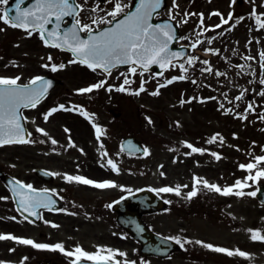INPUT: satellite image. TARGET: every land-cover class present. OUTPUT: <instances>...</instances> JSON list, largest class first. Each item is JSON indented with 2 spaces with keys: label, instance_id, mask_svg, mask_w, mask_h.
<instances>
[{
  "label": "rangeland",
  "instance_id": "1",
  "mask_svg": "<svg viewBox=\"0 0 264 264\" xmlns=\"http://www.w3.org/2000/svg\"><path fill=\"white\" fill-rule=\"evenodd\" d=\"M197 1L204 9V19L207 17L205 10H208L209 6L212 9L220 8L219 12H224L230 7L237 8L236 0L222 1L216 5L214 2L208 5L210 0ZM248 1L246 0V3ZM252 1L258 3L259 14H264V0ZM79 2L82 6L78 17L81 25L89 24L92 28H96L102 24L100 23L101 19L110 20L111 17L107 14L114 8L112 0H79ZM120 2L128 5L130 0H120ZM176 3L179 5L176 8L184 10V12L190 6V0H176ZM175 13L173 0H170L164 14L172 17V14ZM172 19L183 26L184 35L181 39L183 42H186L197 28H202L208 22V19L204 20L202 25L201 17L198 20L191 18L188 21L186 16L181 15ZM93 20H96L97 23L93 24ZM242 22L245 26L246 20ZM0 29H2L0 31V76H19L20 80L17 82H27L32 77L52 71V64L65 65L63 69L58 68L57 71L50 72L58 76L62 83L49 93L43 103L25 112L29 119L34 121V116L35 123L39 124L43 115L54 107L59 105H64L66 108L79 106L78 109L74 108L72 111H57L53 113L52 119L54 120L56 117L63 120L67 119L70 120L69 123L75 131L83 129L82 133L79 132L81 135L80 142L71 140L75 145L73 147L69 146L70 136L68 133L44 125L43 129L47 135L39 132L40 134L34 136L32 143L0 147V169L14 174L23 182L30 184L32 178L29 176L31 175L30 168L34 164L60 169L59 165L73 163L72 160L78 162L80 158L86 156L92 158L91 162L98 164L107 163V160L111 159L118 168V172L112 179L117 187L105 188L102 193L96 195L79 192L76 194L71 192L73 190L68 191L71 197L78 200L77 203L72 201L66 203L71 211L80 209L86 213L96 212V205L104 208L105 199L142 186L150 187L156 191L162 187L175 188L180 185V195H176L175 192H159L169 198L170 204L167 208L160 212L144 214V220L152 228L169 233L172 237H179L181 241L185 239L192 241V243L197 240L205 243L209 241L210 244H218L231 250L240 247L242 248L241 251L250 254L248 257L229 256L195 243L199 249L193 256L197 257L201 263L264 264V242L253 241L250 238L251 233L248 231L249 229H259L264 235V219H262L264 218V206L253 196L223 195L220 192L210 190L203 184V181L206 180L209 184H216L221 189L231 187L236 180L244 181L246 176H255L256 171L264 168V164L257 165L256 169L250 171L239 167L242 163H255L254 157L256 156H264V119L260 118L264 116V95L260 94L264 92V84L260 83L262 75L259 73L254 75L257 85H255L256 83L249 84H253L254 87L248 88L245 75L242 81L236 82L239 78L236 74L237 70H234V57L237 50L233 49L231 45H225L221 55L213 56V60H219L220 57H223L225 62L230 64L229 69L220 65L221 72H218L223 74L224 78L221 79L223 82L219 78L220 75L216 74V64L213 63H211L213 67L211 72H202L196 75L200 83L207 84L210 91L214 90L212 91L213 96L209 98H217L216 101H220L223 105L230 103L232 105L233 114H229L230 110L226 111L227 108L225 114L223 112V114H213L199 108V106H204L202 104L204 102L199 103V101L206 100L208 97L204 99V94L198 89L192 90L190 87L188 60L182 63L187 69L186 72H182L180 65L178 67L174 65L162 72L161 75H153L139 70L132 74L129 72V68H118L110 74L104 75L100 71H92L80 63L70 64L69 61L73 59L70 54L46 46L37 31H33L32 35L29 36L26 30L19 31L2 21H0ZM242 34L244 35V32ZM255 39H257L258 51L261 54L264 50V28H259ZM49 56L53 58L51 61L48 59ZM42 65H48V67ZM181 75H184L185 79H176L171 84L166 83L173 77ZM125 77L131 83L125 85L126 90L124 92L116 91L115 89L123 83ZM101 80L106 81L105 87L95 89L91 93H78V89L88 87ZM141 83H143L145 91L140 92L139 95L134 94L140 89ZM161 84L166 86L158 88ZM109 85L111 90H109ZM157 90L159 91L158 95H151ZM204 90L207 91V89ZM241 93H243L241 99L232 98L233 102L226 103L227 100H230L229 96L233 94L240 96ZM249 94L250 98H248ZM190 97H195L194 102L187 101ZM182 100L184 103H181ZM211 102L213 103V99ZM249 105H251V110L246 111ZM193 106L199 110H195ZM111 107L117 108L118 114L116 116H113L109 111ZM81 110L88 114V118L80 114ZM192 110L194 111L193 114ZM238 113H242L241 118L234 117V115H239ZM247 118L251 122L246 120ZM244 122H250L254 125L252 132H249L252 129L246 127ZM204 123L208 125L202 128ZM93 124L104 130L105 134L100 137L99 141L96 138ZM56 125L60 128L58 122ZM241 125L242 129L240 128ZM221 127L223 132L218 131V129L221 130ZM256 127H258L257 131L254 130ZM209 128L210 133L207 134L206 139H210L217 131L219 134L217 139L220 140L222 137L225 141L224 147L210 146L221 159L217 160L204 147V152L190 156L187 145L184 144L186 140L195 139L194 141H199L193 136H198ZM261 130H263L262 134H260ZM128 134H135L145 142L149 154L135 157L123 155L119 148V141L122 136ZM53 139L57 141L56 145L59 147L57 152L52 149L54 148V144L51 143ZM203 146L207 147L206 144ZM105 152L108 154L107 156L102 155ZM63 176L64 174L59 172L56 181L64 180ZM194 177L200 178L196 184L197 194L188 199L187 193L193 191ZM245 183L251 186L243 189L234 188L233 192L240 190L245 193L255 191L260 184L264 183V178L257 179L255 183L252 180ZM185 185L187 187H184ZM63 190L70 189L65 187ZM0 197L5 198L0 199V218L4 219L0 220V233H2L3 228L1 229V227L8 228L6 225L10 224L8 214L13 217L15 209L1 179ZM79 201L82 202L81 208ZM109 216L112 219L107 218L101 221L82 214L83 218L93 221L94 227L90 222L83 221L80 228L81 234L73 237L62 230L63 224L60 229L59 227L52 229L56 230L54 234L52 230L51 232L48 231L47 227L30 224L18 215V236L33 240L37 238L39 231L50 232L54 241H58L57 243H62L66 248H68L67 245H70L71 249L68 248V250L79 245L83 250L94 253L99 246L100 248L125 252L126 257L117 256L116 259L120 262L130 261L131 257L138 256L139 246L125 232H118L113 215L109 213ZM118 234L123 238H120ZM73 238L75 240L70 241ZM110 240L114 246L105 245ZM12 242H14L15 248H11ZM2 246L0 261L5 262V264H47L46 260L53 257L50 251L46 254L45 251H34L30 245L20 244L13 240L3 242ZM148 258L147 264L189 263L177 257L176 254L164 259ZM51 264L62 263L56 259V262Z\"/></svg>",
  "mask_w": 264,
  "mask_h": 264
},
{
  "label": "snow or ice",
  "instance_id": "2",
  "mask_svg": "<svg viewBox=\"0 0 264 264\" xmlns=\"http://www.w3.org/2000/svg\"><path fill=\"white\" fill-rule=\"evenodd\" d=\"M22 2L23 0H17L16 2L15 8L17 9V14L15 16L10 17L9 12L5 11L4 14H0V21H2L6 25H10L13 28H24L29 36L32 35L33 31L39 30L41 40L45 43L46 46L63 48L73 54L74 59L69 61L70 64L80 63L82 65H86L92 71L101 69L106 73H110L111 68L119 64L137 65L147 69L150 64L159 63L161 68H163V61L169 55V53L167 52V47L168 43L173 39V34L170 30V26L168 24L153 25L152 23H150L151 17L161 7V0H138L135 9L129 12H125V8L129 7V5L122 4L120 0H112V2H114V8L112 11L108 12L107 15L112 17L113 20L104 21L103 19H101L100 23L112 24L113 21H115L114 27L107 28L103 31H99L96 34H93L94 30L89 24L81 25L80 20L75 19L73 27L68 31H65L62 36H60L56 31V29H59L60 27L59 21H61L64 16L74 15L75 9L81 8V5L75 4L74 0H35V3L31 8L20 10L19 6ZM7 3L8 0H0V4ZM173 7H179V5L176 3V0H173ZM93 11H96V9H93ZM121 14H123V19L117 20L116 18L121 16ZM185 15H190V13H185ZM198 15L201 17V24L203 25L204 14L199 13ZM210 15L221 17V23L215 25L214 28H220L221 25L228 24L229 20L232 18L231 12L228 13V18H224L218 11H214L210 13ZM252 15H256L255 7L253 8ZM52 16L55 17L57 24L55 29L48 32V36H56L60 42L49 44V40L45 39L44 33L46 31L45 25L50 23L49 17ZM240 19H243V17H241ZM256 22L260 27L264 28V21H261L259 16H256ZM96 23L97 21L93 20V24ZM209 30L210 29L208 28H204V31ZM0 31H2V29H0ZM80 33H88L87 38H81ZM208 42L211 43V40H209ZM197 43H200V41H196V43H194L192 47H195ZM261 56L264 57V53H261ZM48 59L49 61H51L53 58L49 56ZM195 59L196 58L193 57L189 59L187 63L191 65ZM203 63L208 64V61L205 60L203 61ZM42 66L48 67V65ZM64 67V64H60L59 66L52 64L51 70L55 72L58 70V68L63 69ZM180 68L182 72L187 71L183 64L180 65ZM262 68H264V65H262ZM136 71V67L129 68V72L132 74H135ZM202 71H211V69H202ZM216 74L223 75L219 72H217ZM176 79L183 80L185 79V76L181 75L179 77H173L166 83L171 84ZM19 80V76H0V147H3L5 145L28 144L33 142L30 139L31 133L27 132L26 128L21 123L22 117L19 113V109L21 107L35 108L46 94L48 87L51 85L50 81L44 80V78L41 76L33 77L29 81V83L25 85L17 84V81ZM38 81L43 82L41 87H30V85H36ZM130 83V80L125 77L123 83L115 90L124 92L126 90L125 85H128ZM193 83H195V81H193ZM260 83L264 84V79H262ZM105 84L106 81L101 80L95 84L89 85L88 87L80 88L77 91L81 94L91 93L95 89L105 87ZM165 86V84H161L158 86V88ZM108 87L109 90H111V86L109 85ZM142 91H145L143 83H141L140 89L134 94L139 95V93ZM158 94V90L151 93V95ZM260 94L264 95V92ZM242 96L243 93H241L240 96H237L236 99L239 100ZM212 99L215 98L213 97ZM181 103H184V101L182 100ZM221 107H223V105H221ZM74 108L78 109L79 106L66 108L64 105H59L45 113L43 119L47 121L49 117L57 111H72ZM248 110H251V105H249L248 109H246V111ZM80 114L88 118V114L86 112L81 110ZM260 118L264 119V116H261ZM92 126L95 130L96 138L99 141L100 137L105 134L104 130L96 124H93ZM36 131L47 135L45 130L42 128H37ZM68 131L69 130L65 128V132ZM218 135L219 134H217V136H214L212 140L208 142L213 143L217 139ZM220 140L221 142H223L222 137H220ZM51 143L56 144L57 141L53 139L51 140ZM69 146H75L72 143L70 137ZM187 146L191 148L192 152L202 153L205 151L204 149L195 148L190 144ZM101 147H103V145H101ZM143 153L147 155L149 154V150L147 148H144ZM102 155L107 156L108 154L105 152ZM211 155L217 160L221 159V157L215 152L211 153ZM254 160L255 163L249 162L246 165L241 164L239 165V167L241 169L250 171L256 169L257 165L264 164V156H256L254 157ZM107 164L111 167L112 171L118 172L117 165L113 162V160L108 159ZM52 175H59V173H52ZM161 175H164V173H161ZM259 178H264V168L256 171L255 176H246L244 178V181H241L239 179L236 180L235 184L231 187H225L221 189L218 185L209 184L206 180L203 181V184L210 190L220 192L223 195L235 194L237 196L248 195L254 197L256 195L255 191L245 193L244 191L240 190L233 192V189H243L244 187H250L251 185H248L245 182L248 180H252L253 183H255ZM64 179L68 182H76L101 189L117 187V185L110 180L95 181L80 175L72 176L64 174ZM199 179L200 178L196 177L193 178V191L187 193L188 199H191L197 194L196 184L199 182ZM15 185L16 187L13 189V191L19 197L21 208H23L24 211L28 212L29 215H37V213L35 212L36 209L47 208L49 207V204L55 203V201H53L50 196L43 195L44 193H47L49 191L48 189L37 190L33 187L32 184H25L20 180H15ZM180 187V185H177L175 188L166 186L156 189V191L175 192L176 195H180ZM184 187L187 186L185 185ZM0 199L5 198L0 197ZM60 211L64 210L60 209ZM24 219L27 220L28 217L25 216ZM52 227L59 226L52 224ZM248 231L251 233L250 238L253 241L259 240L264 242V235L261 234V230L249 229ZM165 239L174 240L175 243L180 245L181 248H183L187 243H192V241H189L187 239L181 241L179 237H167ZM0 240H15L20 244L31 245L32 247L37 249L59 250L66 256L74 257V259L71 261V264H81L82 260L91 261L92 264H121V262L117 260L116 257H126L127 255L125 252L119 250L100 248L99 246L97 248V251L94 253L83 250L79 245H77L72 250H65L62 243H56L54 245L36 243L32 239L16 237L11 234H0ZM195 243L200 244L209 250L219 253H225L229 256L239 255L242 257H248L250 255L249 253H246L239 249L231 250L223 247H218L210 243H205L200 240L195 241ZM102 253L106 254L102 255ZM0 264H5V262L0 261ZM124 264H136V262L125 260ZM140 264H147V262L141 260Z\"/></svg>",
  "mask_w": 264,
  "mask_h": 264
},
{
  "label": "flooded vegetation",
  "instance_id": "3",
  "mask_svg": "<svg viewBox=\"0 0 264 264\" xmlns=\"http://www.w3.org/2000/svg\"><path fill=\"white\" fill-rule=\"evenodd\" d=\"M196 3H198L197 0H195ZM222 1H229L230 0H210V2L208 3L211 4L212 2L215 3V5L217 3H220ZM237 1V9H232L230 10L232 13V18L229 20V24L231 26H234V28L237 30L235 32H231L229 35H225V28L226 25H222V33L220 31V28H213V26L219 24L218 20L219 17L218 16H214V15H210V13L208 14L209 10L211 9V6H209L208 10H205L206 12V16L208 18V22L205 23V26H203V28H198L194 31V33H192L189 38L187 39V44L190 48V56L189 58H193L195 57L196 59L193 61V63L191 64L190 67V73H191V78H190V87L193 90H199L202 94H204V97L208 96V98L206 100H200L199 103L204 104V106H199V108L201 109H205L207 112L209 113H213V114H225L227 112H225L226 107L219 101H216V98L213 99V103L211 102V98L212 97V93L210 91V87L207 84H202L199 82L198 78L196 75L202 73V72H210V71H202V69H208L210 68V59H203L201 58L197 53L200 52L201 50H204L205 52H208V55H216L217 53H221V45H222V41H225V39L227 41H233L235 38L239 41V43H242V45H240L238 43L237 50H240L242 52V57L238 60V66L236 67V69L241 71V68L244 69V71H242V73H246L248 75V80H252V75L253 74H258V71L262 72V67L260 68V65H258L257 62V42L253 41L252 39L248 38V33L250 34H254V30H253V17H255V15H252L253 13V8L255 7V11L257 9V5L254 3V1H251L249 3V1L245 4V0H236ZM236 4V3H235ZM231 8H235V7H231ZM224 15H226V13H224ZM241 17H243L247 22L245 23L244 26V35L242 34V22H241ZM214 20V21H213ZM250 21V22H249ZM204 28H208L210 29L209 31H204ZM226 37V38H225ZM211 40V43H209L208 41ZM196 41H200V43H197L195 47H192V45L194 43H196ZM207 50V51H206ZM250 58V59H249ZM198 60H201V63L198 62ZM208 61V64H204L203 61ZM213 62V61H212ZM223 63L222 58L220 59V61L217 62V66L216 68L219 70L220 69V65ZM212 69V68H210ZM259 69V70H258ZM193 81H195V83H193ZM236 82H240V81H236ZM204 89H207L204 90ZM214 91V90H212ZM249 97V96H248ZM195 98V97H194ZM194 98L190 99V101H193ZM194 102V101H193ZM197 103V102H196ZM221 105H223V107H221ZM194 107V106H193ZM195 110H199L196 109L194 107ZM230 111H231V106H230ZM193 110H192V114H193ZM223 112V113H222ZM206 113V112H205ZM51 115L49 117V119L47 121H45L44 119H42L41 122H39V124H36L35 126L32 125V137L36 136V133H38L36 131L37 128H42L44 127V125H46L48 128L49 126L52 127L53 129H59L61 132L63 133H68L70 138H72L73 141L75 142H80L79 138H81V135L79 134L83 132L82 130H77L75 131L74 128H72V126L70 125V120H63L62 118L56 117L54 120L52 119ZM223 118V116H221ZM231 117V116H230ZM60 121H56L59 120ZM56 122H58V126L60 128L57 127ZM49 125V126H48ZM208 124H203L202 128L206 127ZM210 126V125H209ZM65 128H67L69 131L65 132ZM210 129V128H209ZM209 129L205 132H203L202 134L198 135V136H194V138H198V145H203L207 143H204L205 140L203 139V137H207V134L210 132ZM221 131H222V127H221ZM202 137V138H201ZM87 141V139H86ZM87 144V142H85ZM54 148L53 151L57 150L59 147L58 145L54 144L53 145ZM33 149H32V154H33ZM34 159V158H33ZM76 163H64L63 165H59L61 169H57L59 171H65V172H69V173H74L76 175H80V176H84L86 178L95 180V181H99V180H103V179H108L112 174L113 171L110 170V166L106 165V167H102L99 164L93 163L90 161V158L87 157L84 160L81 159V161L77 163V165H79L78 168L74 169ZM42 166V165H41ZM36 167V165H31L30 171H31V180L30 183L33 185L34 188H41V189H48L50 191H52L54 194H56L57 196H59V198L61 199V209H63L64 211H60L59 210H43L41 212V216L39 218L38 221L33 222V221H28V223L30 224H35L37 226H45L47 227V230L51 232L52 229H56V227H52V224L55 225H60V227H62V224L64 225V227L62 228V230H64L66 233L72 235L73 237L75 235L81 234L80 232V228L82 226L83 223V219L82 216L80 215L79 210L80 209H76L74 211H71V208L68 207V205L66 206V203L68 201H72L74 203H77V199L71 197L68 193V191L74 192V193H96L97 191H99L98 188L92 187V186H88V185H83L80 183H71L68 184V182L64 179H62L61 181H56V177L54 176L53 179L51 180H43L39 177H37L34 172L33 169ZM42 167H47L46 165L42 166ZM50 169V168H49ZM72 171V172H70ZM65 187H68L70 190H63ZM54 190V191H53ZM63 190V191H62ZM60 205V206H61ZM79 207H82L81 202L79 201ZM74 213V214H72ZM16 214V213H15ZM8 217L10 218V224L6 225V227H1L2 231L5 234H11L13 236L18 237V232H19V228H18V217L17 214L15 216V218L13 219L12 216L8 215ZM0 220H4L2 218H0ZM56 230H52V232L55 234ZM87 234V233H86ZM85 234V235H86ZM103 238V237H102ZM53 240L52 235L47 234L44 231H39L37 238L34 239V241L37 243H43V244H51V241ZM8 240H0V249L3 248L2 243L7 242ZM11 241V240H10ZM70 241H74V238ZM108 243H112V240L108 241ZM11 248H15L14 242L11 243ZM33 248L34 251H37L36 248ZM67 249V248H66ZM45 250V252H51L52 253V258H49L46 260L47 264H51L52 262L55 263L56 259H65L64 256H62V252H59L58 250H48V249H42ZM197 249L193 248L192 252L191 251H184L181 253V257H183L185 260H187L189 263H200V264H209L207 262L205 263H201L199 262V259L197 257H194L193 254L196 252Z\"/></svg>",
  "mask_w": 264,
  "mask_h": 264
},
{
  "label": "water",
  "instance_id": "4",
  "mask_svg": "<svg viewBox=\"0 0 264 264\" xmlns=\"http://www.w3.org/2000/svg\"><path fill=\"white\" fill-rule=\"evenodd\" d=\"M16 2H17V0H12L10 2V4H8L5 7V11H8L9 12V16L10 17L15 16L17 14V9L15 8ZM137 2H138V0H133V3L131 5V7L129 8L128 12L129 11H133L135 9ZM34 3H35V0H31L30 2H26V0H23V5L22 6H19L20 7V10H23V9H26V8H31L34 5ZM164 3H165V0H161V7L157 11H159L164 6ZM69 16H66V17H69ZM153 16L150 19V23H152L153 25H156V24H161V25L168 24L170 26V30H171V32L173 34V39H172L171 42L168 43V47H167V52L169 53V55L163 61L164 66H166L171 60H176V59L182 58V56H184L186 50L182 46H176L175 45V41L177 40V38L179 36V31H178L176 25H174L170 20H167V19L166 20H163V19H161V20H153ZM116 19L117 20H122L123 19V14H121V16H119ZM49 20H50V23L45 25L46 31L44 33V36H45L46 39L49 40V43L50 44L51 43H54V42H60L57 39L56 36H52V37H49L48 36V32H50L53 29H55L56 28V24H57V21H56V19H55L54 16L49 17ZM74 23L75 22H73L72 20L68 24H62V20L59 21L60 27H59V29H56L57 33L60 36H62L65 31H68L69 29H71L73 27ZM80 36H81V38H87V36L83 37L81 35V33H80ZM121 65H127V64H121ZM160 67H161L160 64L157 63V64H150L147 68H149V69H155L156 71H159L161 69ZM41 77H43L44 80L51 82V85L48 87V90L46 92V94H47L48 91L54 85H56L58 83V81L55 78L51 77V76H41ZM42 83H43L42 81H38L36 85H34V86H31L30 85V87H37V88H39V87H41ZM19 85H25V84H19ZM22 108L23 107H21L19 109V113H20V115L22 117L21 123L25 127L24 118H23V115L21 113ZM122 148L125 149L126 151H129V152H132V153L142 152V149L139 147L138 143L134 140L133 137H129V138L124 139V141L122 142ZM6 183H7V185H9V187H10V189L12 191V194L14 196V200H15V204H16L17 208L22 213H24L25 215H28V216H36V215H29L28 212L24 211L23 208H21L20 202H19V197L13 191V189L16 187L15 181L13 179H11V178L8 177V178H6ZM137 196H138V194H136V193L129 195L126 198V201L123 203V208H126V205H127L128 201H134L137 198ZM256 196H257V198L260 201L264 202V185L258 188V190L256 191ZM142 197L143 198H149V197L153 198L147 192H146V195H144ZM118 204H120V202ZM38 209L35 210L36 213L38 212ZM123 216L124 217L120 216L119 217V220L126 227H133L132 224H133L134 221H136V224H137V231H136V233H139L138 234L139 236H141V234L142 235H146L148 237V239L152 241L151 243H156V244L159 243V244H161V242H162V243L168 244V245H166V248L167 249L168 248L170 249V248L174 247V243L172 241H168V240H165V239L160 238L157 235H154L143 223H141L139 221L140 219H139V214H138L137 211H135V210H133V211H131V210L130 211H126V215H123Z\"/></svg>",
  "mask_w": 264,
  "mask_h": 264
}]
</instances>
